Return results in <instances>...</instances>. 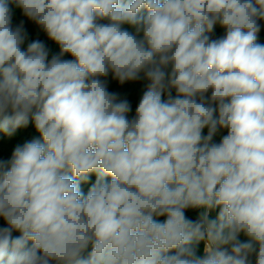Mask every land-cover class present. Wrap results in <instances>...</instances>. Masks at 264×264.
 <instances>
[{
  "label": "clouds",
  "instance_id": "obj_1",
  "mask_svg": "<svg viewBox=\"0 0 264 264\" xmlns=\"http://www.w3.org/2000/svg\"><path fill=\"white\" fill-rule=\"evenodd\" d=\"M261 20L264 0H0V132L40 135L0 160V264H264ZM109 73L149 81L134 118Z\"/></svg>",
  "mask_w": 264,
  "mask_h": 264
},
{
  "label": "trees",
  "instance_id": "obj_2",
  "mask_svg": "<svg viewBox=\"0 0 264 264\" xmlns=\"http://www.w3.org/2000/svg\"><path fill=\"white\" fill-rule=\"evenodd\" d=\"M12 10H13V19L12 24L13 27L19 25L21 22H23L24 28L27 31L28 37L25 41L24 47L26 48L27 43L34 41V40H40L45 43L47 48L50 50L49 52V59H51V56L54 54H59V46L52 40H50L47 36V34L40 29L37 25H35L34 22L28 20L27 17H25L22 13V11L15 6V4H10ZM258 23L261 26V31L258 34V41L259 43L264 44V20L258 21ZM127 27V25H125ZM226 34L225 29L221 28L219 25L215 26L213 33H211V37L213 39H218L223 37ZM65 59H71L70 56L65 55ZM107 83V88L110 92H115L119 94V98L121 100H127L130 104L131 111L127 113V116L129 119H132L135 117V109L138 107L139 102L143 96V94L148 89L149 81L144 77L143 73L140 74V79L136 81H128L124 84H120L118 80L113 79V76L111 73L107 77L102 78ZM172 95L175 97L176 93L175 90H172ZM210 95V93L208 94ZM162 99H167V93H165L162 96ZM203 134L207 135V128L203 130ZM227 134L226 129L219 130L213 137V143H219L224 135ZM39 139L40 135L35 130L34 124L29 122V125L27 127H22L20 129H17V131L12 135L11 137L5 135L3 132H0V160H10L12 153L17 145H23L26 141H30L32 139ZM97 177L93 173L90 175V179L86 183H82L81 187L85 194H87L88 189L92 186L93 183H95ZM110 180V178H106ZM201 209H186L185 215L188 219L191 220H197L199 216V212ZM218 209L213 211L210 214L211 218H215L218 214ZM159 221L163 222V220L166 219V217H158L155 218ZM6 223L3 221L2 218H0V227H6ZM20 233L13 232V236H18ZM240 239L246 240L247 238L241 235ZM204 245L201 243L197 247V254L200 256H203ZM91 251V246L86 250L84 253L85 256H87L88 252ZM257 252H258V246H257ZM251 264H256V253H252L249 257Z\"/></svg>",
  "mask_w": 264,
  "mask_h": 264
},
{
  "label": "rangeland",
  "instance_id": "obj_3",
  "mask_svg": "<svg viewBox=\"0 0 264 264\" xmlns=\"http://www.w3.org/2000/svg\"><path fill=\"white\" fill-rule=\"evenodd\" d=\"M201 211H203V209H201Z\"/></svg>",
  "mask_w": 264,
  "mask_h": 264
}]
</instances>
